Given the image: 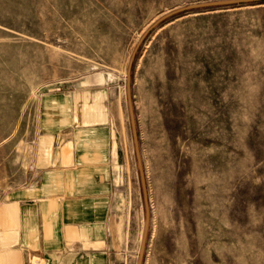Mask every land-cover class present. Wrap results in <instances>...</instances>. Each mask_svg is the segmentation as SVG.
Instances as JSON below:
<instances>
[{
    "label": "rangeland",
    "instance_id": "rangeland-1",
    "mask_svg": "<svg viewBox=\"0 0 264 264\" xmlns=\"http://www.w3.org/2000/svg\"><path fill=\"white\" fill-rule=\"evenodd\" d=\"M213 1L0 0V197L41 119L94 118L108 91L133 148L118 264H137L146 205L142 264H264V0L180 10Z\"/></svg>",
    "mask_w": 264,
    "mask_h": 264
},
{
    "label": "crops",
    "instance_id": "crops-1",
    "mask_svg": "<svg viewBox=\"0 0 264 264\" xmlns=\"http://www.w3.org/2000/svg\"><path fill=\"white\" fill-rule=\"evenodd\" d=\"M105 94L94 118L40 120L24 180L0 197V264H118L133 148L121 99Z\"/></svg>",
    "mask_w": 264,
    "mask_h": 264
},
{
    "label": "water",
    "instance_id": "water-1",
    "mask_svg": "<svg viewBox=\"0 0 264 264\" xmlns=\"http://www.w3.org/2000/svg\"><path fill=\"white\" fill-rule=\"evenodd\" d=\"M253 1H261V0H222V1H213V2H206V3H200V4H193L186 7L181 8L180 10L184 9H190V8H198L203 6H209V5H219V4H230V3H244V2H253ZM175 12V11H174ZM172 13V12H171ZM135 54V50L132 54V57L130 59L128 69H127V84H126V91H127V100H128V107H129V115H130V122H131V129H132V135H133V144L137 159V164L139 168V173L141 177V183L143 188V197L146 200V193H145V187H144V179H143V171H142V164H141V158H140V150H139V143H138V136H137V129L135 125V117H134V111H133V104L131 99V86H130V71H131V64L133 61V57ZM145 223H144V231L143 236L141 239V245H140V251H139V257L137 264H142L143 259V253H144V247L147 237V231H148V225H149V214H148V207L145 206Z\"/></svg>",
    "mask_w": 264,
    "mask_h": 264
}]
</instances>
